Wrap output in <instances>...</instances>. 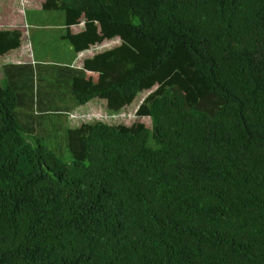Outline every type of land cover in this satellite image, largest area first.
Masks as SVG:
<instances>
[{
  "label": "trees",
  "instance_id": "16d2710c",
  "mask_svg": "<svg viewBox=\"0 0 264 264\" xmlns=\"http://www.w3.org/2000/svg\"><path fill=\"white\" fill-rule=\"evenodd\" d=\"M43 10L63 13L74 55L53 91H38L37 115L25 78L38 63L4 67L0 264H264V0H46ZM22 37L1 31L0 57ZM183 70L186 86L164 83ZM157 83L141 111L152 129L71 128V164L28 140L48 115L102 98L120 112Z\"/></svg>",
  "mask_w": 264,
  "mask_h": 264
},
{
  "label": "rangeland",
  "instance_id": "374dc122",
  "mask_svg": "<svg viewBox=\"0 0 264 264\" xmlns=\"http://www.w3.org/2000/svg\"><path fill=\"white\" fill-rule=\"evenodd\" d=\"M45 1L0 0V32L18 30L23 34L22 46H20L17 55H14V58L20 61H31V63L36 61L38 63L32 70L27 71L25 78V81L32 85L35 115L38 113V91L42 90L43 87H47L45 91L52 92L53 89L49 86L56 80L58 66L69 63L74 55L72 47L62 40L66 35L63 13L44 11ZM82 22V25L73 28L74 34L83 30L85 20L82 19ZM110 42L112 41L104 42L98 47V50L91 48L92 51L89 54L102 53L122 45L120 38L113 40V43ZM5 59H0V64ZM82 59H84V56H82ZM82 62L81 60L78 66H83ZM0 71H4V69L0 68ZM177 72L179 74L175 77H173L174 74H168L164 83L177 82L186 86L185 78L187 75L193 76V73L184 74V70ZM187 79L189 80V78ZM159 90L160 84L157 83L152 88L145 90L132 104H125L120 112L108 110L107 101L102 98L90 101V103H93L88 108L76 107L68 113L48 115L44 118L46 120L41 121L42 126L45 128L42 131L44 136L29 135L28 140L32 144H36L37 138L41 139L42 143L53 150L60 160L71 164L73 156L68 145L67 132L69 129L79 128V126L81 128L82 125L97 120L108 124H125L127 128L131 129L140 125H147L152 129V119L147 109L144 112L141 111ZM195 96V90H189L188 98L190 102L194 100ZM58 108L64 109V104H60Z\"/></svg>",
  "mask_w": 264,
  "mask_h": 264
},
{
  "label": "crops",
  "instance_id": "0c3cea01",
  "mask_svg": "<svg viewBox=\"0 0 264 264\" xmlns=\"http://www.w3.org/2000/svg\"><path fill=\"white\" fill-rule=\"evenodd\" d=\"M73 28H76V27H73ZM83 31H84V27H83V30L80 33H82ZM77 34H79V33H77ZM110 43H113V41L110 42ZM98 47L99 46H96V47H93V48L94 49L96 48L98 50ZM19 49L12 50V51L8 52L7 54H5L4 56H1L0 59H2V58H6V59H5V61L3 63L0 64V68L4 69V67L7 66V65L8 66L12 65V66L19 67L20 65L30 64L31 61H20L19 59L17 60V59L14 58V55H17V53L19 52ZM91 51L92 50L80 53L78 58L76 59L74 65L76 67H79V68L83 67V66H78V65L80 64L81 60L83 61L82 65H84V61L86 59L91 58V57H93L95 55V54H92V55L89 54ZM82 56H84V59H82ZM3 80L5 81V73H4V71H0V81H3ZM95 100H98V99H95ZM92 103L93 102H91V103L89 102L87 105H84V106H81V107L82 108H85V107L88 108V106H92ZM74 108H76V107H74Z\"/></svg>",
  "mask_w": 264,
  "mask_h": 264
}]
</instances>
